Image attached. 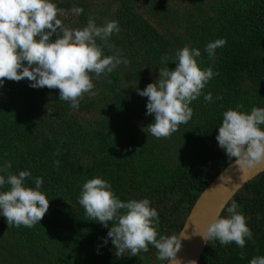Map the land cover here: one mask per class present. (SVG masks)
<instances>
[{"label": "trees", "instance_id": "16d2710c", "mask_svg": "<svg viewBox=\"0 0 264 264\" xmlns=\"http://www.w3.org/2000/svg\"><path fill=\"white\" fill-rule=\"evenodd\" d=\"M217 1L216 14L189 30L186 41L201 50L200 66L216 73L202 89L203 94L212 93L213 101H204L203 94L192 101L191 118L167 138L143 130L153 118L145 124L131 121L124 99L123 111L98 120L93 129L70 114V107L58 99V89L29 87L26 78L5 79L0 87V161H10L13 173L30 171V187L35 177H42L49 208L31 228L9 226L0 216V264H137L143 255L156 259L151 245L137 256H116L110 239L103 244L108 229L85 215L78 203L82 184L95 176L109 181L122 201L148 198L158 211L157 233L179 235L201 193L233 162L215 139L222 113L237 105L245 112L264 107V0ZM136 26L135 38L128 34L110 41L129 61L113 73L135 71L129 78L126 74L134 92L131 108L133 102L141 107L147 103L136 89H143L148 64L159 72L161 56L168 53L169 69L175 68V45L147 24ZM217 38L225 44L209 59L204 47ZM104 54L111 53L105 48ZM54 160L60 161L59 167ZM233 201L248 218L253 239L243 248L210 241L200 264H248L253 256L264 255V173Z\"/></svg>", "mask_w": 264, "mask_h": 264}, {"label": "clouds", "instance_id": "9594fccd", "mask_svg": "<svg viewBox=\"0 0 264 264\" xmlns=\"http://www.w3.org/2000/svg\"><path fill=\"white\" fill-rule=\"evenodd\" d=\"M70 11L80 15L83 9L74 7ZM65 15L55 0H0V87L5 79L26 78L29 87L58 89V99L78 110L84 94H96L94 78L107 77L119 65H128L121 50L110 43L112 34L119 31L118 21L106 19L97 24L89 16L85 25L73 28L62 22ZM224 44L223 38H217L205 45L204 52L212 59L216 49ZM105 48L111 54L105 55ZM200 56L199 48L186 44L175 50L171 56L175 68L169 69V54H162L160 62L164 66L159 67V77L142 90L136 89L138 95L147 97L145 114L153 116V121L143 129L148 136L167 138L191 118V102L203 94L202 89L216 75L212 67L200 66ZM203 99L212 102V93L203 94ZM241 108L237 105L222 113L215 139L246 177L249 170L264 164V107L253 106L247 112ZM58 154L59 149L53 156ZM53 164L59 167L60 161L54 160ZM11 167L10 161H0V216L9 226L31 228L40 223L49 208V200L41 191L43 179L35 177L34 187H30L26 179L31 172L13 173L9 171ZM78 203L85 215L108 229L103 244L110 239L116 256L126 252L137 256L147 252L151 245L158 261L180 264L177 253L186 237L157 233L158 211L148 198L122 201L109 181L95 176L82 184ZM238 207L233 201L227 206L226 215H216L204 227L199 235L205 243H235L243 248L246 241L253 239L248 218ZM248 264H264V255L253 256Z\"/></svg>", "mask_w": 264, "mask_h": 264}, {"label": "rangeland", "instance_id": "374dc122", "mask_svg": "<svg viewBox=\"0 0 264 264\" xmlns=\"http://www.w3.org/2000/svg\"><path fill=\"white\" fill-rule=\"evenodd\" d=\"M55 2L58 8L65 10L66 15L61 19L69 27L77 28L85 25L89 16L94 17L97 24L106 19L116 20L119 31L112 34L111 41L116 38L124 40L128 34L131 38H135L134 32L138 30L136 24L141 22L147 24L165 40L168 39L171 46L174 44L176 49L187 44V32L194 26L200 25L208 15H215L218 6L217 0H55ZM74 7H81L82 13L80 15L71 13L70 10ZM149 66L150 64L147 67ZM147 67H145L147 77L143 78L142 88L159 77V72H154ZM132 72L135 71L126 72L128 78L131 77ZM126 74L117 75L112 72L107 77L102 75L98 79L94 78L96 94L94 96L84 94L79 109L70 108V114L81 125L94 129V124L98 120L109 117L110 113L123 111L121 100L124 99V106L129 110L130 120L137 121V124L139 122L145 124L153 116L143 113L146 111V105L141 107L133 102V108H131L130 97H132L133 88ZM66 106H69L68 102ZM155 261V258L143 255L138 258L137 264H164L162 261Z\"/></svg>", "mask_w": 264, "mask_h": 264}, {"label": "water", "instance_id": "95a60500", "mask_svg": "<svg viewBox=\"0 0 264 264\" xmlns=\"http://www.w3.org/2000/svg\"><path fill=\"white\" fill-rule=\"evenodd\" d=\"M263 173L264 164H260L249 170L245 177L232 162L213 179L199 196L179 233L186 237L182 239V247L177 253L180 264H190L193 260L196 264L201 263L208 243L199 234L216 215L222 216L230 202L248 183Z\"/></svg>", "mask_w": 264, "mask_h": 264}]
</instances>
